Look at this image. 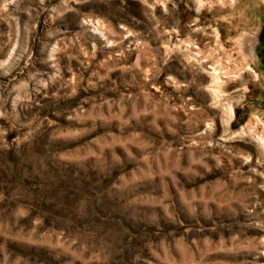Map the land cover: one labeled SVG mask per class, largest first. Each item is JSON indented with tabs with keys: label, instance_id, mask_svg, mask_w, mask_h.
<instances>
[{
	"label": "rangeland",
	"instance_id": "rangeland-1",
	"mask_svg": "<svg viewBox=\"0 0 264 264\" xmlns=\"http://www.w3.org/2000/svg\"><path fill=\"white\" fill-rule=\"evenodd\" d=\"M263 124L264 0H16L0 259L264 264Z\"/></svg>",
	"mask_w": 264,
	"mask_h": 264
},
{
	"label": "clouds",
	"instance_id": "clouds-1",
	"mask_svg": "<svg viewBox=\"0 0 264 264\" xmlns=\"http://www.w3.org/2000/svg\"><path fill=\"white\" fill-rule=\"evenodd\" d=\"M15 3H16V0H2V3H0V10L7 11L9 5L15 4ZM15 227L16 225L14 223L0 222V232L8 231ZM114 244L116 247H119L118 241H114ZM94 259H97V254L96 252L93 251L92 254L85 259V264H90V262ZM0 264H14V262L11 261L7 255H4V257L0 259Z\"/></svg>",
	"mask_w": 264,
	"mask_h": 264
},
{
	"label": "bare ground",
	"instance_id": "bare-ground-1",
	"mask_svg": "<svg viewBox=\"0 0 264 264\" xmlns=\"http://www.w3.org/2000/svg\"><path fill=\"white\" fill-rule=\"evenodd\" d=\"M244 69H249V70H253V71H255L254 70V68L252 67V65H250V64H246L245 65V67H244ZM220 70H218V68H214V72H215V79H216V86L217 87H219L221 84V78H220V76H219V72ZM256 72V76H258V72L257 71H255ZM255 74V73H254ZM236 76H237V74H236ZM258 78V77H257ZM223 83V82H222ZM215 86V87H216ZM217 90V89H216ZM231 110H232V112L234 111L233 109H232V107H231ZM231 113V112H230ZM264 125V124H263ZM259 140L261 141V143H263L264 144V136L263 135H260L259 137Z\"/></svg>",
	"mask_w": 264,
	"mask_h": 264
}]
</instances>
